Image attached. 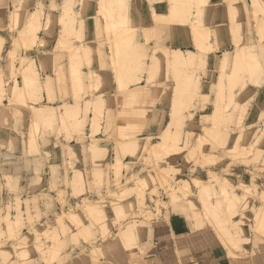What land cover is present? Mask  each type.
Wrapping results in <instances>:
<instances>
[{"label":"rangeland","instance_id":"rangeland-1","mask_svg":"<svg viewBox=\"0 0 264 264\" xmlns=\"http://www.w3.org/2000/svg\"><path fill=\"white\" fill-rule=\"evenodd\" d=\"M96 1L94 45L54 48L86 64L91 125L69 127L82 189L58 209L2 199L0 264L97 260L118 231L185 202L232 250L264 254V0Z\"/></svg>","mask_w":264,"mask_h":264},{"label":"crops","instance_id":"crops-1","mask_svg":"<svg viewBox=\"0 0 264 264\" xmlns=\"http://www.w3.org/2000/svg\"><path fill=\"white\" fill-rule=\"evenodd\" d=\"M98 10L96 0H0V208L2 199L26 195L58 209L82 189L74 178L85 168L84 140L69 127L91 125L93 112L87 123L82 101L86 64L54 48L93 46L94 21L87 16ZM71 62L84 78L76 91ZM69 154H77L74 170ZM243 250L229 248L205 211L185 202L118 231L95 248L97 260L65 264H264L260 248Z\"/></svg>","mask_w":264,"mask_h":264},{"label":"bare ground","instance_id":"bare-ground-1","mask_svg":"<svg viewBox=\"0 0 264 264\" xmlns=\"http://www.w3.org/2000/svg\"><path fill=\"white\" fill-rule=\"evenodd\" d=\"M221 204V203H220Z\"/></svg>","mask_w":264,"mask_h":264}]
</instances>
